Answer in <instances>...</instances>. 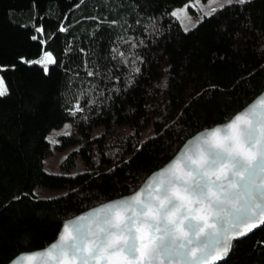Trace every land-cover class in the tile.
<instances>
[{
	"label": "trees",
	"instance_id": "1",
	"mask_svg": "<svg viewBox=\"0 0 264 264\" xmlns=\"http://www.w3.org/2000/svg\"><path fill=\"white\" fill-rule=\"evenodd\" d=\"M188 1L0 0V264L134 193L188 139L264 92V0L226 5L185 31L172 10ZM44 48L56 60L47 74L26 62ZM67 121L74 132L60 147L82 144L61 166L69 172L81 158L86 167L74 176L43 170L47 135ZM149 125L156 134L141 142ZM97 126L105 130L91 138ZM38 186L68 192L42 199ZM219 264H264V227Z\"/></svg>",
	"mask_w": 264,
	"mask_h": 264
},
{
	"label": "snow or ice",
	"instance_id": "2",
	"mask_svg": "<svg viewBox=\"0 0 264 264\" xmlns=\"http://www.w3.org/2000/svg\"><path fill=\"white\" fill-rule=\"evenodd\" d=\"M187 7L172 16L179 19ZM43 56L56 64L51 52ZM26 62L48 73L43 59ZM7 94L0 76V97ZM76 111H82L79 105ZM256 223L264 224V102L199 137L145 192L66 224L57 243L22 259L38 257L40 264H218L232 242Z\"/></svg>",
	"mask_w": 264,
	"mask_h": 264
},
{
	"label": "rangeland",
	"instance_id": "3",
	"mask_svg": "<svg viewBox=\"0 0 264 264\" xmlns=\"http://www.w3.org/2000/svg\"><path fill=\"white\" fill-rule=\"evenodd\" d=\"M233 3H236L235 0ZM185 5H188L186 12H179L177 14L179 19L177 17L176 18L179 20L182 28L184 30L188 29L187 31H189L195 28L206 17L212 15L214 13L212 11L213 8L218 10L228 4L225 3V0H216V2L214 3L212 2V0H199V2H197V0H189L184 5L175 7L172 10V13L176 11L177 9L184 8ZM38 28L42 29L41 26H37L36 29ZM40 33L42 34L41 39L45 42L46 37L43 31L42 32L37 31L36 36L38 37ZM44 52H51V51L44 48L43 53ZM43 53L39 58H34V59H29V60L26 59V60L32 61L36 59H43L45 64L49 68L51 64L47 62V58L43 56ZM52 56L55 59L53 53H52ZM0 76L2 75L0 74ZM4 83H5V80H4ZM104 130H105L104 126L95 127L93 131L91 132V138L100 136L104 132ZM73 132H74V126L72 122L67 121L61 127L54 128L48 133L47 140L50 144L51 154L43 160V170L51 174H66V175H72V176L82 173L86 170L84 162L81 158L77 160L75 167L69 172L63 170L61 166L63 160L66 159L72 151L79 149L80 145L82 144V143H76V144L69 145L64 148L60 147L62 137L71 135ZM155 134H156V130L154 126L149 125L140 132L139 139L141 142H144L147 139L153 137ZM49 138H51V141H54V142H50ZM67 192H68L67 189H51V188L42 187V186L35 187L33 190V194L37 198H42V199L56 198V197L66 194Z\"/></svg>",
	"mask_w": 264,
	"mask_h": 264
},
{
	"label": "water",
	"instance_id": "4",
	"mask_svg": "<svg viewBox=\"0 0 264 264\" xmlns=\"http://www.w3.org/2000/svg\"><path fill=\"white\" fill-rule=\"evenodd\" d=\"M264 102V92H262L252 103H250L247 107H245L243 110H241L240 112H238L232 119H230L228 122H225L223 124H218L212 128H209V129H206V130H203L201 132H199L198 134H196L195 136L191 137L190 139H188L185 144L181 147V149L178 151V153L175 155V157L169 161L164 167H162L161 169L155 171L154 173H152L146 180L145 182L139 187V189H137L134 193L130 194V195H127V196H123V197H120V198H117V199H114V200H111V201H108L106 203H103L99 206H96L92 209H89L88 211L86 212H83L73 218H70L68 219L65 223H64V226L66 224H71L72 222H74L75 220H77L78 218L82 217V216H90L91 214H93L97 209L105 206V205H108V204H111V203H115L117 201H120V200H124V199H128L134 195H136L137 193H140V192H145V190H147L149 188V185H151L153 183V181L159 176V174L164 171L168 166H170L173 161H175L177 158H179L184 152L186 149H188L189 147H192L195 142L197 141V139L199 137H202V136H205L207 135L209 132H211L212 130L216 129V128H220V129H223L225 128L229 123H231L234 118L238 115H241L243 112H245L251 105L253 104H256L257 106H260L261 103ZM241 123H243V121H241ZM220 136L223 135V132L219 133ZM253 220H257L258 218L257 217H253L252 218ZM64 226L60 232V235L59 237L57 238L56 241H54L52 244H50L48 247L44 248V249H41V250H37V251H32V252H24V253H21L19 254L16 258H14L10 263L8 264H40V260L39 258L37 257L34 261H26L24 259H22V257L24 256H27V255H34L36 253H39V252H43L45 251L46 249L50 248L51 245L57 243L59 241V238L60 236L63 234V230H64ZM264 227V224H261V223H256V224H253L250 228L248 229H245V232L247 233L245 236H243L242 238L240 239H237V240H241V239H244L245 237L249 236L250 234L254 233L255 231H257L258 229ZM235 241V240H234ZM233 241V242H234ZM233 242H232V246H233ZM231 251H232V247L231 249L229 250L228 254L226 256H224L221 260H219L218 264L227 260L231 254ZM213 264H215V262H213Z\"/></svg>",
	"mask_w": 264,
	"mask_h": 264
}]
</instances>
